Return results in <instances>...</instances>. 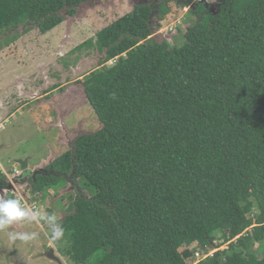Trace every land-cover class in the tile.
Instances as JSON below:
<instances>
[{
    "label": "trees",
    "instance_id": "obj_1",
    "mask_svg": "<svg viewBox=\"0 0 264 264\" xmlns=\"http://www.w3.org/2000/svg\"><path fill=\"white\" fill-rule=\"evenodd\" d=\"M90 1L0 0V33L46 34ZM174 1L77 47L104 54L80 81L102 126L31 177L34 195L76 189L56 221L72 264H264V0L199 2L181 45L154 38Z\"/></svg>",
    "mask_w": 264,
    "mask_h": 264
},
{
    "label": "rangeland",
    "instance_id": "obj_2",
    "mask_svg": "<svg viewBox=\"0 0 264 264\" xmlns=\"http://www.w3.org/2000/svg\"><path fill=\"white\" fill-rule=\"evenodd\" d=\"M161 1L166 0H156L158 4ZM139 2H85L74 16L46 34L38 29L24 33L21 28L0 33V121L9 119L0 133V161L5 172L16 177L15 160L18 158H30V171L45 170L58 155L73 149L79 136L93 133L102 126L80 81L99 68L104 54L95 48L77 47L95 38L98 31L115 19L131 12ZM199 2L206 3L212 11L218 10V0H195L190 7L181 6L175 0L169 4L171 12L154 38L159 42L184 44L187 28L197 20L191 11ZM153 20L157 22L156 17ZM115 63L116 60H112L108 65ZM7 112L9 118L5 116ZM23 179L25 177L15 179L21 184L19 187L12 183L16 188L12 193L19 198L29 197L31 202L36 195L39 212L63 219L72 211L77 192L70 181L47 186L34 195L31 178ZM84 192L90 194V191ZM52 227L51 223L38 225L25 220L0 231V264H72L64 251L68 242L62 245L48 239ZM8 232H36L38 235L28 243H12ZM227 247L228 243L220 249ZM217 250H210L208 255ZM51 254L59 259L52 258ZM101 255V252L96 254L93 261ZM259 255L263 256V252ZM200 260L196 257L192 264Z\"/></svg>",
    "mask_w": 264,
    "mask_h": 264
},
{
    "label": "clouds",
    "instance_id": "obj_3",
    "mask_svg": "<svg viewBox=\"0 0 264 264\" xmlns=\"http://www.w3.org/2000/svg\"><path fill=\"white\" fill-rule=\"evenodd\" d=\"M16 169L18 168L16 167ZM16 177H18L17 174ZM25 220L34 221L38 225L42 222L51 223L53 227L48 235V239L53 243L61 240L65 234L64 227L56 222L57 217L55 215H46L39 211H34L29 207H25L22 201L16 197L9 198L6 195L0 196V231H5L10 226ZM37 235L36 232H8V239L12 243L16 241L28 243L36 239Z\"/></svg>",
    "mask_w": 264,
    "mask_h": 264
},
{
    "label": "flooded vegetation",
    "instance_id": "obj_4",
    "mask_svg": "<svg viewBox=\"0 0 264 264\" xmlns=\"http://www.w3.org/2000/svg\"><path fill=\"white\" fill-rule=\"evenodd\" d=\"M47 168V167H46ZM46 168H45V170H46ZM45 170H43V169H40V170H35V171H28L27 173L26 172H24V174H23V176H21V177H25V179H23V181H25L26 180V178H31V177H34L35 178V175L37 174V173H41V172H44ZM7 177V176H6ZM13 178H21V177H14V176H12ZM8 178L7 177V179H5V181H6V183H5V186L4 187H7V186H9L8 184H7V182H11V190H12V192H15L16 191V188H15V185L17 184V183H20L21 184V182L19 181V180H15V179H13V178ZM12 183H14L15 185H13ZM1 193H3L4 191L3 190H1L0 191ZM14 193H10V194H8V196L7 197H9V198H11V197H16L17 199H19V197L16 195V194H14ZM5 195V194H4Z\"/></svg>",
    "mask_w": 264,
    "mask_h": 264
},
{
    "label": "built area",
    "instance_id": "obj_5",
    "mask_svg": "<svg viewBox=\"0 0 264 264\" xmlns=\"http://www.w3.org/2000/svg\"><path fill=\"white\" fill-rule=\"evenodd\" d=\"M4 129H5V127L3 125H0V133H2V131ZM3 173H6L7 176L11 177V175H9V173H7V172H3ZM15 173L18 175V177H21V175H22V173L19 169H15ZM19 199L22 201V203L25 207H29V208L33 209L34 211H38L39 206L36 203L31 202L29 197H26V198L21 197ZM211 255H213V254H211ZM202 256H203V254L197 253V257L199 259H202Z\"/></svg>",
    "mask_w": 264,
    "mask_h": 264
},
{
    "label": "crops",
    "instance_id": "obj_6",
    "mask_svg": "<svg viewBox=\"0 0 264 264\" xmlns=\"http://www.w3.org/2000/svg\"><path fill=\"white\" fill-rule=\"evenodd\" d=\"M8 113L9 112H7V114H5V116H8V118L10 117L9 115H8ZM7 121H9V119L8 120H6L5 119V121L3 120V121H0V125H3L4 127H5V122H7ZM4 122V123H3ZM18 159H25V158H18ZM29 161H28V165H29V168H30V166H31V162H30V158H27ZM17 160V159H16ZM15 164H16V162H15ZM36 165H38L37 164V162H35V164H34V166L36 167ZM35 170V169H34ZM0 172H5L4 171V168H3V166H2V164H1V161H0ZM8 173V172H7ZM5 175H7L6 173H4ZM9 175H11L10 173H9ZM14 175V174H13ZM15 176V175H14ZM8 178H9V176H7ZM12 177V176H11ZM10 177V178H11ZM8 183V182H7ZM18 185H19V187H20V183H17ZM16 184V185H17ZM2 186H3V183L0 185V188H2ZM11 185L9 184V186H7V187H5V188H3V189H0V191L1 190H3V191H5V195H7L8 196V194H9V192H11L12 193V190H11ZM18 189V188H17ZM0 194H3L4 195V192L3 193H1L0 192Z\"/></svg>",
    "mask_w": 264,
    "mask_h": 264
},
{
    "label": "water",
    "instance_id": "obj_7",
    "mask_svg": "<svg viewBox=\"0 0 264 264\" xmlns=\"http://www.w3.org/2000/svg\"><path fill=\"white\" fill-rule=\"evenodd\" d=\"M28 159H17L15 160L16 162V167L22 172V175L25 171L29 170V165H28ZM21 175V176H22ZM5 194V192H4ZM52 258H56L57 260L59 258H57L56 256H54L53 254L50 255Z\"/></svg>",
    "mask_w": 264,
    "mask_h": 264
}]
</instances>
